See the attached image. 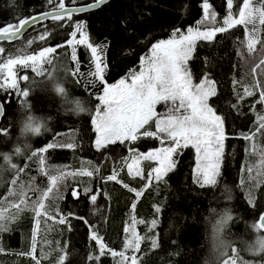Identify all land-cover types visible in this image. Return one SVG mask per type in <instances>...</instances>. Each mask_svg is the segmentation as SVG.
Returning <instances> with one entry per match:
<instances>
[{
	"label": "trees",
	"instance_id": "obj_1",
	"mask_svg": "<svg viewBox=\"0 0 264 264\" xmlns=\"http://www.w3.org/2000/svg\"><path fill=\"white\" fill-rule=\"evenodd\" d=\"M94 1L63 0V3L65 6H80ZM60 2L0 0V29L54 10ZM209 3L217 13V22L207 23L202 29L219 26L226 14V0H209ZM241 3L242 0H235L234 11ZM201 4L202 0H111L81 16L46 21L31 28L15 43H0V48L4 49L0 53V63L9 58L35 55L49 47L56 49L42 75H35L29 69L17 70L18 89L20 92L28 91L27 97L19 95L17 90L0 89V102L4 109L0 129L6 132L0 133V153L10 151L13 142L19 139L17 120L22 109L55 117L43 136L31 145H24L26 151L23 155L14 156L8 162L0 155V166H3L0 170V203L19 184L29 185L31 182L35 186L36 183V190H45L48 185L46 177L40 175L42 168L47 173L56 169L68 172L57 190L59 195H50L44 202L47 214L55 220L40 219V236L33 256L31 238L35 220L31 205L40 191L26 192L30 198L26 202L31 205L24 206L22 211H7V215H15L16 218L10 222L8 231L0 233V264H37V261L39 264H115L111 255H104L99 261L90 259L98 254L90 227L77 218H72L70 223H58L57 209L87 219L98 229L108 248L117 252L124 250L129 236L125 229L132 227L135 217L134 228L143 239L138 251L128 249L125 254L136 256L137 264H202V260L207 258L208 227H218L225 213H230L232 219L228 234L233 238V247L227 255L233 256L232 249L235 248L239 256L237 264L264 262V255L253 256L245 250L248 241L264 237L263 229L251 227L264 215V174L256 181H251L247 174L253 145L259 143L263 134V130L258 131L257 128L259 116L264 115V104L257 103L259 89H255L252 96L244 94L245 87L252 90L254 81L243 62L247 56L242 25L217 33L212 41H196L192 57L187 62L194 83H199L205 76L214 82L216 95L210 97L208 103L224 117L226 123L228 138L224 142V156L215 185L202 187L196 182L195 152L190 146L173 156L175 168L160 180L150 181L149 173L155 166L150 161L142 163L140 176H130L127 171L128 161L133 155L130 148L136 153H147L166 147L169 142L161 145L154 137L141 136L135 143L117 142L97 150L92 119L104 85L100 81L92 85L85 79L92 64L90 51L82 45L76 46L80 66L76 75H72L76 71V62L71 60L67 41L76 22L82 23L90 43L103 46L107 64L105 81L111 85L136 69L153 43L170 38L176 29L185 32L189 26L197 27V22L203 19ZM259 28L260 36L264 38V26ZM24 76L28 79H22ZM260 80L264 84L263 75ZM57 83H63L71 95L69 91L58 92L55 88ZM238 96L243 99H238ZM74 97L84 98L87 114L79 118L60 115L61 110H76L78 101ZM145 127L154 131L153 121ZM252 133H255L252 139L240 138L242 134ZM50 143L73 144L74 147L56 146L40 151ZM40 164L42 167L39 168ZM81 170L92 171L93 175H69ZM113 171L118 172L117 181L120 182L106 179ZM224 185L230 187L226 189ZM85 188L92 193H102L95 204L90 202L89 195L84 194ZM73 190L80 193L79 199L71 196ZM136 191L142 195L136 197ZM249 195L254 203L249 202ZM133 203L136 204L135 209H132ZM153 240L156 241L155 246ZM47 242L49 246L44 250Z\"/></svg>",
	"mask_w": 264,
	"mask_h": 264
},
{
	"label": "snow or ice",
	"instance_id": "obj_2",
	"mask_svg": "<svg viewBox=\"0 0 264 264\" xmlns=\"http://www.w3.org/2000/svg\"><path fill=\"white\" fill-rule=\"evenodd\" d=\"M104 2L105 0H96L95 4L88 5V7H96ZM234 5L235 0H226V14L222 17L219 26L205 27L204 30H201L203 25L207 23L216 24L217 22V13L212 8L209 0H202L203 19L197 22V27L189 26L186 34L176 29L170 38L153 43L149 53L141 58L140 71H132L129 77L122 78L118 83L111 85L105 81L104 73L107 64L104 59L103 46L93 45L89 42L88 33L82 24H77L76 30L71 33L72 38L67 43L72 48L71 60L76 62V71H73L72 75H76L80 66L76 46L82 45L91 53L90 61L94 65V71L90 75L104 85L103 95L98 97L103 107L102 109L100 106L97 107L96 114L92 119L93 130L96 133L95 148L100 150L117 142L120 144H125L126 141L135 143L141 136L154 137L160 141L161 145H164L165 141L169 142L168 146L150 150L147 153H136L135 150L130 148V152L135 156L133 162L128 165L130 176L141 175L138 161L153 160L158 163V166L152 169L149 177L151 178L152 173H154L155 179L160 180L175 168L176 161L173 160V156L178 154V150L191 146L197 153L196 182L202 187L217 183L224 156V142L228 138L226 123L224 117L217 114L208 103L210 97L216 95L214 82L205 76L199 83L193 84L187 62L192 57L196 41H212L217 33L227 32L237 25L244 26L248 51H254L255 45L260 43L257 24L264 26V0H257V3H254L253 0H242L241 5L235 11ZM76 11H79V9L66 8L63 0H61L52 12L47 13L45 17L40 19L47 16H50L53 20H62L65 16L71 19L72 14ZM36 22V17L32 20L22 19L16 25H9L0 29V41L19 39L23 31L26 30V26L31 27ZM249 26L252 27L249 28ZM77 32L80 33V39L76 38ZM41 39H43V36H41ZM62 46L60 45V47ZM55 50V48L49 47L40 51L38 56L29 55L23 58H9L4 63H0V89H17L19 95L27 97L28 91L20 92L18 89L14 66L17 64L27 65L31 62L33 71L38 75L42 74L41 61L47 60L48 54L55 52ZM3 51L4 49L0 48V53ZM47 62L51 63V60H47ZM261 64H264V60H261L256 68H259ZM253 71L255 72V68ZM22 79L27 80L28 77L24 76ZM129 79L130 83L128 82ZM9 80L10 83H8ZM55 85L56 90L63 93V89L58 86V83ZM251 89L245 87L244 94L252 96L255 94V89H259L257 103L264 104V84L257 81L251 86ZM238 99H243V97L238 96ZM161 102L170 106L165 113L157 114L155 106ZM3 111V105L0 104V116L3 115ZM152 121L155 123V131L145 127ZM257 130H264V115H260L258 118ZM0 133L6 134L3 129H0ZM254 135L255 133L251 135L242 134L240 138L249 140ZM56 146L74 147L73 144L56 145L50 143L47 148H42L40 151L44 152L48 148ZM33 155H36V153H33ZM69 175L91 177L93 172L81 170L79 173L73 172ZM117 175L118 172L113 171L112 175L106 179L117 181ZM63 179V175L53 176L50 180L51 186L47 189H33V191H40L39 197L31 205L36 225L33 233V252L36 245V230L39 229L41 222L39 218L48 212L43 201L50 194L53 197L59 195L57 190ZM12 183L15 185L16 181L13 180ZM124 186L127 187V185ZM129 191L134 190L129 189ZM84 194L89 195L90 202L95 204L98 195L102 193H92L90 189L85 188ZM9 195H17V193L10 192ZM18 195L22 199L13 206L22 211L20 205H24L26 200L30 198L22 187ZM79 195L80 193L76 190L71 192V196L75 199H79ZM135 195L140 197L142 193L136 191ZM249 202L254 203L250 195ZM135 207L136 204L133 203L132 209H135ZM157 212H159L158 208ZM56 217L57 222L60 224L70 223L72 218H77L83 220L90 227L91 238L98 246V254L90 257V259L99 261L102 256L111 255L115 260V264H129V261L130 264H137L136 256L125 254L128 249L138 251L140 241L143 239L136 233L134 227L125 229L129 236L126 238L124 250L117 252L108 248L98 229L87 219L76 217L73 213L65 214L61 209H57ZM15 218V215L9 216L0 212V233L8 231L10 222ZM52 218L53 216L48 214V219ZM231 219L230 215L225 214L220 220L219 226L222 227ZM135 223L136 220L133 217V224ZM140 223H144V221H140ZM152 224L155 225V220L152 221ZM253 227L257 230L264 229V215L259 217V222L254 224ZM153 245H156L155 240H153ZM261 246L264 247V243ZM232 251L234 255L231 257L227 255V252L224 253L223 264H237L239 256L236 254L235 248ZM117 257L119 259H115ZM37 264H39V261H37Z\"/></svg>",
	"mask_w": 264,
	"mask_h": 264
},
{
	"label": "rangeland",
	"instance_id": "obj_3",
	"mask_svg": "<svg viewBox=\"0 0 264 264\" xmlns=\"http://www.w3.org/2000/svg\"><path fill=\"white\" fill-rule=\"evenodd\" d=\"M255 1H257V0H255ZM77 24H82V23L81 22H76L74 24L73 31L76 30V25ZM251 27L252 26H249V28H251ZM259 27H260V25L257 24V28L259 29L258 36H259V39H260V43H257L255 45L254 51L249 52L248 51V48H247V41L245 39V54H246L247 57H244L243 58V62L245 63V65L248 67V70H249V73L248 74L252 76L253 81H254V84L257 81H259L261 83L260 76H262V75L264 76V64H261L259 68H256V65L257 64H260V61L261 60H264V38H262L260 36V28ZM201 30H204V28L203 29L201 28ZM186 31L184 32L185 34H186ZM245 37H246V32H245ZM71 38L72 37L70 36V39ZM76 38L77 39H80V33L79 32H77ZM68 47L70 48V50L72 52V48L69 45H68ZM150 48H149V50L147 51V53L144 56H146L149 53ZM43 50H41V51H43ZM39 52L37 54H35V55L38 56ZM51 54L52 53L48 54L47 60H50ZM20 58H23V57H20ZM47 60H42L41 63H40V69L42 71V74L46 72L45 69H46V67L48 65ZM140 61H141V59H140ZM254 68H255V72L253 71ZM19 69H29V70L33 71L32 66H31V62H29L27 65L17 64V65L14 66V71L16 73V79H17V70H19ZM93 71H94V65L91 66V69H90L89 73H91ZM133 71H135V72H139L140 71V62H139L138 67L136 69H134ZM34 74L35 75H38L36 72H34ZM42 74H39V75H42ZM129 74H130V72L127 75H125L123 78L129 77ZM85 79H87L88 81H90L89 83L92 84V85H94L96 82L99 81L94 76H92L90 74H88L85 77ZM118 81L116 83H118ZM128 82L129 83L131 82L130 79L128 80ZM8 83H10V80L8 81ZM17 84H18V80H17ZM193 84H197V83H194L193 82ZM11 90L16 92L17 89H7L6 91H11ZM101 95H103V90H102V92H101V94L99 96H101ZM98 106H100L101 109L103 107L100 100H99ZM169 106L170 105H166L165 103L161 102V103H159V104H157L155 106V111H156L157 114H163V113H165L167 111V108ZM95 114H96V111H95ZM95 114H94V116H95ZM153 123H154V121H153ZM154 131H155V123H154ZM261 132L263 134L259 138V143H255L254 142L255 144L253 145V148H252V154H251L252 158H251V162L248 165L247 174L249 175V178L251 179V181H256L259 177H261L264 174V130L261 131ZM94 146H95V141H94ZM193 150L195 152V159H196L195 168H194V177L196 179L197 153H196V150L194 148H193ZM134 159H135V156L132 155L131 158L128 161V165L131 164ZM145 161H150L151 163H153L155 165L154 168L158 166V163L156 161H153V160H140V161H138L140 171H141V165ZM128 165H127V170H128ZM40 167H42V164L39 165V168ZM134 171H135V169H134ZM151 172H152V170H151ZM67 174H68V172L65 171V170H62V169H56V171H50V173H47V170H45L43 168H42L41 173H40L41 176H45L46 179H47V185H48L47 188L51 186V184H50L51 177H53V176H60V175L65 176ZM131 176H134L135 177L136 175H131ZM150 181H157V179H155V174L154 173H152V177L150 178ZM28 184L29 185H27V184H19L18 187L12 188V190L10 192H15V193H17V195H9V193H8V195L5 197V200L2 201V203H0V212H3L5 214H7V211H9V209H17V207H15L13 205L14 204H17L19 202V200L22 199V197L20 195H18L21 187L23 188V190L25 192H28L29 190H32L33 191V189H35V187H37L36 186V183H35V186H33V183H31V182H28ZM209 185H211V184H209ZM45 200L43 202H45ZM26 205H31V204H29L28 202H25L24 205H20V208L21 209H24V206H26ZM41 218H43L44 220L48 219V214L46 213V214L42 215L39 219H41ZM54 220L55 219L52 218L49 221H54ZM258 222H259V220H258ZM48 223H47V225H48ZM35 227H36V225H35V221H34L33 233H34ZM132 227H135V224L132 223ZM39 229H40V225H39ZM39 229L36 230V245H35V250L37 248V240L39 239V236H40ZM135 231H136V229H135ZM33 233H32V238H31V240H32L31 256H33L34 253H35V251L34 252L32 251V246H33ZM47 246H49L48 245V242L46 243V246H43V249L46 250ZM129 264H130V261H129Z\"/></svg>",
	"mask_w": 264,
	"mask_h": 264
},
{
	"label": "clouds",
	"instance_id": "obj_4",
	"mask_svg": "<svg viewBox=\"0 0 264 264\" xmlns=\"http://www.w3.org/2000/svg\"><path fill=\"white\" fill-rule=\"evenodd\" d=\"M58 86L63 89V93L65 91H69L66 89L63 83H58ZM69 95H71L70 91ZM74 99L78 101L79 104L76 110L71 112H65L61 110L60 115H72L74 118H79L80 116L87 114L88 107L84 101V98L74 97ZM21 113L22 114L17 120L19 139L13 142L10 151L0 153V155L3 156L5 162L10 161V159L14 156L23 155L26 151L24 145H31L35 139L43 136L44 133L49 130L50 124L55 120L54 116L39 114L35 111L29 110L28 108L22 109ZM2 167L3 166H0V170H2ZM229 187L230 186L228 185H224V188L226 189ZM225 214L231 216L230 213ZM229 221L223 224L222 227H214L212 225L208 227V248L205 255L207 258L202 260V264H222L224 253L233 247V238H231L228 234L230 230ZM251 227H253V225H251ZM262 243H264V237L259 239L254 238L252 241H248L245 244V250L253 256L264 255V247L261 246ZM245 264H253V262L247 261ZM262 264H264V262H262Z\"/></svg>",
	"mask_w": 264,
	"mask_h": 264
},
{
	"label": "water",
	"instance_id": "obj_5",
	"mask_svg": "<svg viewBox=\"0 0 264 264\" xmlns=\"http://www.w3.org/2000/svg\"><path fill=\"white\" fill-rule=\"evenodd\" d=\"M111 0H105V2L103 4H99L98 6L96 7H88V5H92V4H95L96 3V0L92 3H89V4H85V5H80V6H65L66 8H71V9H79V11H76L72 14L71 17L73 16H81V15H84L88 12H91V11H95L99 8H101L102 6H104L105 4L109 3ZM53 10H50V11H46V12H43V13H40V14H37V15H34L30 18H28V20H32V18L36 17L37 18V22L34 23L31 27H27L26 26V30L23 31V34L22 36H20L19 39H14V40H2L0 41V43H6V44H12V43H15L17 42L18 40H20L25 34L27 31H29L31 28L35 27V26H38L46 21H49V20H53L50 16H47L46 18H43V19H40L41 17H45L47 13L49 12H52ZM65 18H67V16H65ZM0 104H2L0 102ZM3 116V115H2ZM2 116H0V122H1V119H2Z\"/></svg>",
	"mask_w": 264,
	"mask_h": 264
},
{
	"label": "crops",
	"instance_id": "obj_6",
	"mask_svg": "<svg viewBox=\"0 0 264 264\" xmlns=\"http://www.w3.org/2000/svg\"><path fill=\"white\" fill-rule=\"evenodd\" d=\"M128 171V170H127Z\"/></svg>",
	"mask_w": 264,
	"mask_h": 264
}]
</instances>
